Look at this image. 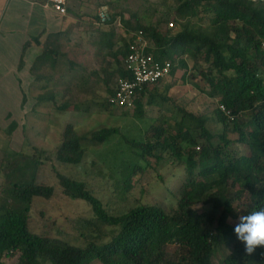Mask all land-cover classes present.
Instances as JSON below:
<instances>
[{"label": "trees", "instance_id": "obj_1", "mask_svg": "<svg viewBox=\"0 0 264 264\" xmlns=\"http://www.w3.org/2000/svg\"><path fill=\"white\" fill-rule=\"evenodd\" d=\"M118 4L109 0L102 6L103 11L108 8L104 18L100 13L95 15L100 25L108 26L105 30L98 28L99 49L116 63L112 74L104 68L103 79L94 72L98 81L106 83L109 94L102 105L121 108L110 100L119 79L128 76L125 60L129 45L136 35L142 34L150 43L147 53L160 62L170 61L173 67L168 76L144 86L137 94L136 117L144 114L145 95L150 92L148 103L153 104L164 81L179 68H188L187 58L194 61L193 69L206 80L207 94L218 99V106L211 116L182 109L176 133L157 125L151 127V137H125L130 154L116 148L111 157L110 153L104 155L110 159L111 177L125 200L135 177L144 170L141 162L151 164L148 157L157 164L177 162L186 177L176 189L166 187L165 200L169 199V204L140 202L123 211H113L89 184L90 174L79 178L73 173H61L54 164L60 197L82 200L91 207L90 218L70 220L84 240L83 245L54 237L56 221L45 217L43 210L39 211L41 220L34 222L35 200H53L58 189L46 178L38 180L33 175L30 182L16 184L13 191L24 208L7 204L0 207V264H6L4 258L17 256L16 264H216L215 257L228 248L231 252L221 264H264V247L246 255L229 222V218L238 217L237 202L245 207L244 215L264 208V0H174L167 13L155 20L154 14H148L149 8L140 15L130 8H119ZM118 18L126 33L133 35L124 44L117 40L114 24ZM205 19L206 24L200 22ZM69 35L50 34L42 54L32 65L33 85L39 84L40 93H48L52 82L57 81L55 77L45 83V68L50 65L57 70L59 58L65 56L61 51L63 40ZM36 42L40 43L39 39ZM79 69L71 62L69 69L62 72L67 91L69 84L78 82ZM115 75L117 79L111 86ZM164 87L168 90L170 85ZM52 90L55 95L58 93ZM40 93L33 112L41 102H55ZM69 107L70 103L65 102L55 109L66 112ZM213 123L217 124L216 129L211 127ZM118 133L117 128L104 126L80 134L75 125L69 124L61 145L55 153L46 152L45 159L47 163L53 160L60 166L80 168L88 151L85 140L103 145ZM7 159L8 155L5 162ZM36 164L41 165V161ZM100 176L105 175L101 172ZM159 177L163 179L161 174ZM199 204L205 207L203 211L196 208ZM170 247H175L174 251Z\"/></svg>", "mask_w": 264, "mask_h": 264}, {"label": "rangeland", "instance_id": "obj_2", "mask_svg": "<svg viewBox=\"0 0 264 264\" xmlns=\"http://www.w3.org/2000/svg\"><path fill=\"white\" fill-rule=\"evenodd\" d=\"M108 1L93 0L82 11L83 14L75 17L78 28L75 32L69 29V37L64 38L61 51L65 53V56L59 58L57 70L54 71L50 65L45 68V71H47L45 83H50L49 79L57 77V81H53L50 88L58 90V93L55 95L52 89L48 93L39 92L45 94L46 98L51 96L55 102L43 100L44 102H41L40 107L36 106L34 112L32 108L31 113L27 115L24 144L15 143L11 148L9 147L8 159L3 164L0 175L3 179V181H0V207L7 204L15 209L24 208V205L14 198L13 191L16 184L30 182L33 175L38 180L46 178L49 183L55 185L58 189V196L50 201L41 198L36 199L32 217L34 222L37 223L41 220L39 211H45V217H50L56 221L54 237L75 245H83L84 240L78 236L77 231L70 224V220L79 219L80 217L90 218L92 210L85 201L60 197L61 187L54 174V164L58 166L57 168L61 173H73L79 178H87L86 173L90 174L89 184L113 211H123L140 202L169 204L170 200H165L166 196L168 197L166 187L168 186L174 190L184 181L186 176L183 166L172 160L168 163L157 164L154 158L148 157L147 159L151 164L145 161L141 162L144 170L135 177L133 187L126 195L125 200V197H120L117 185L108 169L110 159H106L104 155L110 153L111 157L112 152L117 150L116 148L126 149L130 154V146L126 143L125 137L129 140L144 137V135L151 137L153 133L151 127L153 126L163 125L168 129V132L176 133L178 131L177 122L182 118V109L197 115L211 116L218 106V99L207 94L209 86L206 80L198 71L193 69L194 61L185 56L182 57L187 58L188 68H179L174 76L168 77L164 81V84L155 93L157 96L153 104L148 103L151 96L150 92L145 95L142 117L138 118L134 115V106L130 109L103 106L102 102L109 95L106 83L102 80L105 77L103 70L106 68L112 74L116 68V63L113 57L104 55L105 50L99 49L100 46L97 44L99 38L98 28L105 30L108 26L100 25L95 15L98 13L102 15L106 12L108 8L105 7V11H103L102 6ZM115 1L119 3V8H130L133 11H138L140 15L146 14V9L149 8L150 12L148 14L156 16L154 20L163 13H167L168 9L174 5V0ZM126 16L129 15L126 14ZM194 20L199 21L198 18ZM73 22L71 23L73 24ZM200 22L206 24L207 20H201ZM114 25L118 35L117 40L123 44L129 41L130 34L126 33L119 18ZM71 62L76 64L77 69L80 68L81 73L78 82L69 84L70 91H67L66 79L61 77L62 72L69 69ZM95 71L102 76L101 80L98 81L97 76L94 74ZM59 77L60 79H58ZM116 79L115 75L114 79L111 80V86ZM86 81L88 82L85 84ZM55 82L58 83L57 86H55ZM165 84L170 85L168 90L165 89ZM36 89H39V84L29 88L30 98ZM163 97H167L168 100H163ZM65 102L70 103L69 109L66 112L56 111V106H60ZM69 124L75 125L80 134H89L104 126L115 127L119 130V133L113 136L110 142L103 145H95L91 141L85 140L88 151L80 168L60 166L53 160L47 163L45 159L46 152L55 153L61 145L64 129ZM211 127L216 129L217 124L213 123ZM0 138L4 143L8 140L6 133L1 134ZM19 140L22 142L24 139L19 138ZM7 147L4 144L3 148L7 149ZM166 157L168 158L169 155H166ZM37 161H41V165H37ZM101 172L104 173V177L100 176ZM160 174L163 179L159 177ZM239 204V202L235 203L238 217L244 215L246 210L244 206H239ZM196 208L200 211L205 209L201 204L197 205ZM238 217L229 218L230 224L234 225ZM36 227L38 226L36 225ZM174 249L175 247H170L171 251H174ZM230 252L231 249L229 248L219 252L214 262L221 264L222 259ZM17 257L4 258V262L6 264H16ZM92 264L101 263L94 261Z\"/></svg>", "mask_w": 264, "mask_h": 264}, {"label": "crops", "instance_id": "obj_3", "mask_svg": "<svg viewBox=\"0 0 264 264\" xmlns=\"http://www.w3.org/2000/svg\"><path fill=\"white\" fill-rule=\"evenodd\" d=\"M91 2L68 0L69 16H63L48 5V0H0V135L6 133L8 137L6 143L0 138V175L9 147L24 144L27 115L41 91L36 89L30 98L29 88H33L35 79L32 65L50 34L77 30L75 17L83 14ZM19 138L24 140L20 142Z\"/></svg>", "mask_w": 264, "mask_h": 264}, {"label": "built area", "instance_id": "obj_4", "mask_svg": "<svg viewBox=\"0 0 264 264\" xmlns=\"http://www.w3.org/2000/svg\"><path fill=\"white\" fill-rule=\"evenodd\" d=\"M68 0H48L50 5L58 14H68ZM103 18L105 13L101 15ZM133 37V35L131 36ZM149 41L142 35H136L129 45V53L125 60V69L128 76L119 79L116 93L111 97V103L117 107L130 109L134 106L137 94L146 85H154L160 79L168 76L172 70L170 61L160 62L147 53L146 48ZM224 109L223 106H221Z\"/></svg>", "mask_w": 264, "mask_h": 264}, {"label": "clouds", "instance_id": "obj_5", "mask_svg": "<svg viewBox=\"0 0 264 264\" xmlns=\"http://www.w3.org/2000/svg\"><path fill=\"white\" fill-rule=\"evenodd\" d=\"M233 232L246 255H252L257 247H264V208L239 216Z\"/></svg>", "mask_w": 264, "mask_h": 264}]
</instances>
